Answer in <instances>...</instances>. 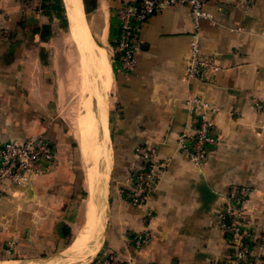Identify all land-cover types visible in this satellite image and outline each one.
<instances>
[{"label":"crops","instance_id":"crops-1","mask_svg":"<svg viewBox=\"0 0 264 264\" xmlns=\"http://www.w3.org/2000/svg\"><path fill=\"white\" fill-rule=\"evenodd\" d=\"M117 4L94 0L86 12L80 0L100 45L112 44ZM203 7L210 18L200 23V52L213 56L215 71L184 77L192 22L179 5L141 24L133 72L114 70L106 52L112 75L104 104L110 176L105 208L101 192L100 226L103 213L105 218L94 235V254L102 249L99 258L111 256L112 264H231L218 213L232 184L250 189L239 219L252 237L253 254L264 259V0H203ZM41 12L33 0H0V143L42 135L55 149L54 164L0 197V264L79 262L83 257L63 255L94 241L69 253L88 192L78 143L61 114L54 24ZM192 96L216 108L218 142L201 165L192 164L179 143L182 135L194 134L196 113L185 104ZM139 144L155 152L163 171L155 194L134 207L118 189L139 165ZM142 232L150 240L135 250L128 239Z\"/></svg>","mask_w":264,"mask_h":264},{"label":"built area","instance_id":"built-area-1","mask_svg":"<svg viewBox=\"0 0 264 264\" xmlns=\"http://www.w3.org/2000/svg\"><path fill=\"white\" fill-rule=\"evenodd\" d=\"M177 5L187 9L192 22L184 77L193 79L199 77L203 70L218 69L213 56L200 52V23L210 18V14L203 7V0H118V4L114 7L116 21L111 44V61L114 70L124 73L134 71L141 24L150 16ZM185 104L190 111H195L196 126L191 137L182 135L179 140L180 148L192 164L201 165L218 142L213 119L216 108L198 96L187 98ZM134 153L139 165L129 172L127 181L119 187L118 194L131 206L137 207L146 204L157 191L159 175L163 167L155 152L145 145H136ZM54 161V146L42 135L1 142L0 197L9 187L29 182L34 174L41 172L46 164H54ZM249 194L248 186L230 185L224 196L223 209L218 213L219 226L229 243L231 264H264V259L253 254L252 237L239 219ZM149 240V234L142 232L132 234L128 242L138 250ZM95 264H112V257L99 258Z\"/></svg>","mask_w":264,"mask_h":264},{"label":"bare ground","instance_id":"bare-ground-1","mask_svg":"<svg viewBox=\"0 0 264 264\" xmlns=\"http://www.w3.org/2000/svg\"><path fill=\"white\" fill-rule=\"evenodd\" d=\"M63 1L65 3L66 11L70 17L72 26L70 40H72L79 52L82 62V69L86 75L85 79V76L82 75L80 69L77 67L79 75L81 76L80 82L82 85L81 91L83 94L82 100L80 101L81 103L79 104L80 111L74 121L76 125L74 137L78 143L83 160L85 171V187L88 192V198L85 205L84 222L78 231L76 230L77 232L75 238L69 248V253L71 254L87 245L96 234L99 219L97 216L102 202L101 192L104 193L105 208V193L108 182L107 171L110 168V151L107 147L108 128L106 124L104 104L107 94L110 90L112 75L105 49L95 42L87 29L82 15L80 0ZM105 12V7L102 6L100 13H103L104 16H106ZM93 102L96 104L97 115L93 110ZM101 158L103 164L101 167V188H99L97 185ZM104 211L105 209H103V212ZM102 219L103 221L101 222V226L97 234H100L102 231L104 224V213ZM96 237L94 241L84 249H87L88 251L95 249L97 245ZM82 251H79V253L71 256L63 255V258L67 257L72 259H81L80 253H82ZM83 259L84 260L82 261L74 263H69L67 259H64L57 263L30 260L17 262L14 264H87L88 259H86V257Z\"/></svg>","mask_w":264,"mask_h":264},{"label":"rangeland","instance_id":"rangeland-1","mask_svg":"<svg viewBox=\"0 0 264 264\" xmlns=\"http://www.w3.org/2000/svg\"><path fill=\"white\" fill-rule=\"evenodd\" d=\"M33 6L38 7L42 10L41 14L43 15L42 18L50 21L54 24V31L51 32V37H54L55 43V68L60 70L62 76H60V84L63 88V107L61 110V114L67 119L69 126L72 127L73 135L75 130V119L79 114V104L82 100V88L80 82V75L77 70V67L80 69L84 78L86 79V75L82 69V62L80 59V55L78 50L76 49L72 40H70V33L72 31V27L70 28V33L68 32V25H67V15L65 16V8H64V1L63 0H33ZM85 14V13H84ZM84 20L86 22L87 29L90 32V26L88 24V19H90L89 15H83ZM86 16V17H85ZM92 36V35H91ZM93 38V36H92ZM100 45V44H99ZM105 49L109 56L110 63L111 61V45L109 43L105 45H100ZM81 64V66H80ZM88 77V76H87ZM81 97V98H80ZM107 99V98H106ZM105 99V100H106ZM104 100V101H105ZM107 104V100L105 101ZM93 110L97 115L96 112V104L93 102ZM77 114V115H75ZM107 147H111V143L108 139ZM102 158L100 159L99 164V178H98V187L101 188V167H102ZM108 174V181H109V170L107 171ZM107 216V210L105 211ZM105 218V216H104ZM100 226V219H98V229ZM98 231V230H97ZM94 239V237L92 238ZM95 249L88 251L84 249L82 253H80V258L86 257L88 259L87 264H95L96 260L99 259L101 256L102 249L94 254ZM94 254V255H93Z\"/></svg>","mask_w":264,"mask_h":264},{"label":"trees","instance_id":"trees-1","mask_svg":"<svg viewBox=\"0 0 264 264\" xmlns=\"http://www.w3.org/2000/svg\"><path fill=\"white\" fill-rule=\"evenodd\" d=\"M83 2H84L85 10L86 12H88L93 7L94 0H90L89 2L87 0H83Z\"/></svg>","mask_w":264,"mask_h":264}]
</instances>
